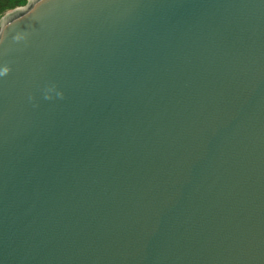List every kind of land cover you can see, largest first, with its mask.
<instances>
[{"label":"water","instance_id":"1","mask_svg":"<svg viewBox=\"0 0 264 264\" xmlns=\"http://www.w3.org/2000/svg\"><path fill=\"white\" fill-rule=\"evenodd\" d=\"M0 264H264V0L8 11Z\"/></svg>","mask_w":264,"mask_h":264},{"label":"trees","instance_id":"2","mask_svg":"<svg viewBox=\"0 0 264 264\" xmlns=\"http://www.w3.org/2000/svg\"><path fill=\"white\" fill-rule=\"evenodd\" d=\"M29 0H0V19L11 10L23 7Z\"/></svg>","mask_w":264,"mask_h":264}]
</instances>
